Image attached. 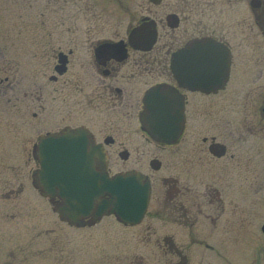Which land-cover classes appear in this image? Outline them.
Segmentation results:
<instances>
[{"label": "flooded vegetation", "instance_id": "flooded-vegetation-1", "mask_svg": "<svg viewBox=\"0 0 264 264\" xmlns=\"http://www.w3.org/2000/svg\"><path fill=\"white\" fill-rule=\"evenodd\" d=\"M62 1L61 5L73 7L67 14H59L69 24H60L65 29L44 31L39 43L43 66L47 65L49 73H43L37 110L31 113V117L41 119L45 129L31 151L36 163L31 183L38 187L37 193L46 192L39 174L45 154L41 136L51 135L83 145L87 163L98 177L143 175L150 187L149 203L154 183L151 174L160 172L167 162L168 175L160 177L174 191L167 203L174 204L171 209L184 211L187 222L178 225L186 229L198 221L197 216L188 217V207L173 203L181 190L178 179L169 170H176L178 159L183 158L186 180L195 175L191 165H198L196 175L204 178L209 169L227 173L228 165L239 163L248 174L246 180L251 181L252 166H261L264 161V0ZM107 7H112L117 24L102 34L91 23H80L82 19L91 22L92 18L101 21ZM132 30L140 38L148 33L153 38L150 48L140 42L131 45ZM192 48L201 53L198 73L200 83L208 88L186 87L190 70L186 52ZM153 88L158 93L150 94V99L178 98L182 105L181 111L175 101L170 112L175 118L180 110L183 124L178 132V121L172 123L168 142L153 138L143 124L155 117L145 104ZM191 94L199 99L204 112L215 114L218 122L201 135L193 151L189 150L187 137ZM24 95L28 98L27 93ZM223 101L227 102L226 108ZM223 110L228 111V120L222 126ZM176 133L179 135L175 137ZM114 166L120 168L114 171ZM183 189L190 193L191 187L186 184ZM57 193L48 200L59 211L60 219L72 222L62 215L64 202ZM205 196L203 192L200 197ZM207 198L210 205L215 204L214 209L222 203L217 188L211 189ZM104 199L108 200L109 194L99 195L89 214L74 225L93 226L105 217L96 215ZM195 208L198 216L204 215L200 204ZM217 219L209 217V224L215 225ZM164 240L174 242L172 235ZM199 243L202 240L196 244Z\"/></svg>", "mask_w": 264, "mask_h": 264}, {"label": "rangeland", "instance_id": "rangeland-1", "mask_svg": "<svg viewBox=\"0 0 264 264\" xmlns=\"http://www.w3.org/2000/svg\"><path fill=\"white\" fill-rule=\"evenodd\" d=\"M62 3L0 0V264H264V233L260 229L264 222V161L252 166L251 181L246 180L248 174L239 163L228 165L227 173L209 169L204 178L196 175L198 165H191L195 175L186 180L183 158L178 159L176 170H169L181 190L173 203L188 207V217L197 216L198 221L187 229L178 225L187 222L184 211L171 209L174 204L167 203L174 192L160 178L168 175L167 162L160 172L151 174V201L144 219L135 226L122 225L114 217H105L93 226H69L60 221L48 199L34 191L32 144L45 129L41 119L31 113L37 110L43 73H49L47 65L43 66L40 36L69 24L59 14H67L73 7ZM104 14L101 21L81 18L80 23H91L102 34L117 24L112 7ZM226 104L223 101V107ZM227 114L223 110L222 126ZM216 119L190 95V151L204 132L218 124ZM186 184L190 193L183 189ZM213 188L221 192L218 209L208 203ZM203 192L204 199L200 197ZM198 204L204 210L202 216L196 214ZM209 217L218 218L215 225L209 224ZM171 235L174 242H165ZM200 240L202 243L196 244Z\"/></svg>", "mask_w": 264, "mask_h": 264}, {"label": "water", "instance_id": "water-1", "mask_svg": "<svg viewBox=\"0 0 264 264\" xmlns=\"http://www.w3.org/2000/svg\"><path fill=\"white\" fill-rule=\"evenodd\" d=\"M152 40L148 33L140 38L135 30L129 35V42L133 46L140 42L142 46L150 48ZM186 53L190 57V70L187 75L189 84L186 87L190 90L208 88V85L200 83L198 57L201 53L196 48ZM157 91L155 88L149 90L145 99L146 109L155 113V117L143 124L153 138L168 142L170 127L176 120L179 123L177 131H181L182 105L178 98L150 99V94L158 93ZM175 101L178 102L180 110H177L178 115L174 118L170 112ZM177 135L179 133H176L175 137ZM42 143L45 154L41 164L42 171L39 174L45 186V195L53 197L59 190L58 197L64 202L62 215L72 223L87 216L94 202L99 200V195L104 193L109 194V199L102 201V208L96 212L97 217L113 214L118 221L130 225L138 224L143 219L149 203L150 188L141 174L125 173L114 177L106 174L98 177L94 174L91 164L87 163L88 155L80 143L52 135L48 138L42 137Z\"/></svg>", "mask_w": 264, "mask_h": 264}, {"label": "snow or ice", "instance_id": "snow-or-ice-1", "mask_svg": "<svg viewBox=\"0 0 264 264\" xmlns=\"http://www.w3.org/2000/svg\"><path fill=\"white\" fill-rule=\"evenodd\" d=\"M207 70H211V60H210V58H209V60H208V63H207ZM161 107L163 108V105H161Z\"/></svg>", "mask_w": 264, "mask_h": 264}]
</instances>
